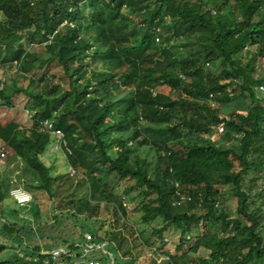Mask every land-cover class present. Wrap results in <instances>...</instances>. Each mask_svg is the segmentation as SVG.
<instances>
[{
    "label": "trees",
    "instance_id": "obj_1",
    "mask_svg": "<svg viewBox=\"0 0 264 264\" xmlns=\"http://www.w3.org/2000/svg\"><path fill=\"white\" fill-rule=\"evenodd\" d=\"M2 13L0 65L29 70L23 59L37 55L25 43L43 44L51 34L46 61H56L68 82L39 94L34 79L0 88V103L33 117L30 128L0 126L2 150L25 161L38 181L26 184L32 201L18 206L0 172V253L10 252L0 264H23L18 251H78L85 232L94 242L87 257L99 264H135L128 256L137 242L156 264L171 230L179 243L162 251V264H264V0H0ZM148 51L160 56L152 66H144ZM46 119L65 144L41 130ZM113 130L120 134L110 136ZM53 145L67 172L43 161ZM111 176L119 180L110 188ZM228 192L235 217L223 204ZM44 193L56 231L36 236L34 222L49 219L40 209ZM131 212L152 229L149 238L129 223ZM200 249L208 255L189 256Z\"/></svg>",
    "mask_w": 264,
    "mask_h": 264
},
{
    "label": "rangeland",
    "instance_id": "obj_2",
    "mask_svg": "<svg viewBox=\"0 0 264 264\" xmlns=\"http://www.w3.org/2000/svg\"><path fill=\"white\" fill-rule=\"evenodd\" d=\"M5 19L4 14H0V20ZM170 19H164V22H169ZM24 43V42H23ZM25 46L27 47V54L33 53L37 55L36 58L32 56L29 60L26 61V59H23L22 63H31L32 68H29V70H22L20 72H15L9 71L6 67L0 68V82L3 84V90L5 91H10L12 88L15 87H27L29 85L30 79L35 80V84L32 86L33 92L35 93H42V90L48 91L49 88L52 87L56 83V81L64 82L65 84L68 82L66 75L63 73L60 65L56 61H49L47 62V59H50L51 55L46 49L45 44H36L34 46H30L29 44L25 43ZM17 47V46H16ZM159 53L157 51H148L145 56H144V66H152L155 62V59L159 58ZM57 72V78L54 80L52 74ZM258 73H264V70L259 63L258 67ZM67 82H66V81ZM233 87V86H232ZM158 91L163 92L165 94L168 93L169 89L166 86H160L157 88ZM21 99L22 102H26L23 94L18 95ZM15 95V97H18ZM18 99V98H17ZM16 101V100H15ZM18 101V100H17ZM1 102V100H0ZM17 103V102H16ZM0 126H4L9 122H16L19 124L20 127L22 128H30L33 125V117L32 113L29 112L24 107L21 106H16L14 108H9L5 106V104L0 103ZM27 104V102H26ZM236 108L239 111H243L242 109L245 108L244 106H236ZM230 110L226 109L224 110L223 113L225 115L229 114ZM113 121L109 120L107 121V124H112ZM217 131L219 132L218 128ZM45 133V132H44ZM119 132H115L114 130L109 132L110 136H117L119 135ZM219 138L218 141H225L222 140L221 137ZM137 141H132V144L129 143L128 146L131 148H134L135 144ZM222 143H229V142H222ZM175 147V146H174ZM3 149V144L0 142V152H3L5 154L4 158L0 159V172L3 175L4 181L7 182V190L10 189L12 186H21L26 189L28 185H37L38 181L35 178L36 173L33 170H30L28 165L26 164L25 161L19 158H10L9 155L2 150ZM56 149L55 145L50 147V150L42 155V159L45 162V164L54 170V173H59V172H67L69 168L66 165V159H64V155L60 152H53ZM111 155H116V148L112 147L108 151ZM72 174V173H71ZM119 179L113 178V176L109 177L107 179L109 187H114L116 183L118 182ZM6 190V193H7ZM7 195V194H6ZM8 196V195H7ZM40 200L41 205L40 209L45 211L49 217V219L46 222H43V225L38 227L36 225V222L32 225L33 228L32 230L35 232L36 236H41L42 234L48 233L51 231H56V225L57 223L53 220V216L56 214L51 208V203L50 200H48V197L46 193H44V196ZM224 206L226 207V211L229 213L230 217H235L236 216V208H237V202L236 198L231 194V193H226L224 199ZM35 206L36 204H32ZM56 212V211H55ZM198 213H201L199 210L197 211ZM104 213L102 217H106L108 215ZM22 215L24 217H27V213H23L22 211L19 212V216ZM32 222V221H31ZM71 223V222H70ZM129 223L134 224L137 228H139L141 231L144 230V236L146 238L150 237L151 233V228L143 225L140 221V214L138 212H131L129 215ZM72 224V223H71ZM162 223L160 221H157L154 223V226H160ZM96 227L101 228L100 224L97 222ZM108 225L104 226L101 230V234L103 235L102 232L107 230ZM152 227V226H151ZM77 230V228H76ZM263 237H264V228H263ZM200 233L199 230L194 231V235ZM44 240V239H43ZM188 241V240H186ZM43 242V241H42ZM163 243H167L166 246L160 250L159 256H156V264H162V258L164 257V252L162 251H167L168 249L170 251H173L174 246L179 243V232L177 230H171L168 232L166 235L163 236L162 239ZM185 248L188 249V242H184ZM131 252L133 256H128V258H134L135 259V264H150L152 261V253L147 250V247L144 245H140L138 242L137 244H132L130 245ZM10 250V248H8ZM14 251L15 250H12ZM9 251H3L0 253V260H4L8 256ZM208 255V252L206 250L200 249L197 253H190L189 256L193 259H197L199 257H206Z\"/></svg>",
    "mask_w": 264,
    "mask_h": 264
},
{
    "label": "built area",
    "instance_id": "obj_3",
    "mask_svg": "<svg viewBox=\"0 0 264 264\" xmlns=\"http://www.w3.org/2000/svg\"><path fill=\"white\" fill-rule=\"evenodd\" d=\"M52 36H48V42H50ZM158 40V39H157ZM14 64H17L16 61H13ZM2 68V64L0 65ZM183 77V76H182ZM3 87V84L0 85V88ZM260 90H263V86H259ZM56 114V112H54ZM41 130L45 133H50L53 138H55L58 143L63 142L65 144V137L63 132L54 126V122L52 119H46L41 124ZM219 132L223 131V126L218 127ZM56 149L57 146L55 145ZM0 157L4 158L5 154L3 152L0 153ZM75 170H71V173H74ZM9 195L13 199V201L18 206L28 205L32 201L31 193L21 186H12L9 190ZM182 200L185 199L184 196L181 197ZM124 205L129 209V205L124 203ZM84 242L80 244H75L78 246L77 250H72L68 248L62 247H54L51 249H41L37 254H26L23 251H18V257L23 264H99V261L95 259H89L87 256L94 247L93 236L89 232H85ZM189 239V237H187ZM107 244V242H103L101 245H96L97 248L103 247Z\"/></svg>",
    "mask_w": 264,
    "mask_h": 264
},
{
    "label": "clouds",
    "instance_id": "obj_4",
    "mask_svg": "<svg viewBox=\"0 0 264 264\" xmlns=\"http://www.w3.org/2000/svg\"><path fill=\"white\" fill-rule=\"evenodd\" d=\"M48 36H52V39H51L50 42H48ZM45 37H46V40L43 42V44H45V45L50 44V43L52 42V40H53V35H51V34H46ZM0 159H1V157H0Z\"/></svg>",
    "mask_w": 264,
    "mask_h": 264
}]
</instances>
